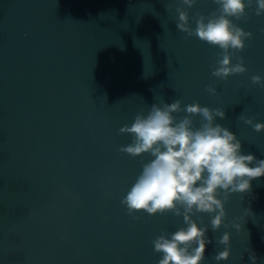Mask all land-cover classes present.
<instances>
[{"label":"water","instance_id":"95a60500","mask_svg":"<svg viewBox=\"0 0 264 264\" xmlns=\"http://www.w3.org/2000/svg\"><path fill=\"white\" fill-rule=\"evenodd\" d=\"M176 7L178 0H0V264H158L152 241L186 225L174 214H127L121 198L152 157L119 152L132 141L119 129L154 103L224 109L227 118L216 122L244 154L264 159V133L238 119L264 123V88L251 82L264 77V16L249 8L247 20H234L253 33L235 53L248 72L224 81L212 76L221 50L179 32ZM216 8L198 0L187 11L195 18ZM201 119L193 117L196 127ZM225 207L219 231L209 215L193 217L212 241L203 264H217L225 232L231 258L220 264H252L249 248L264 264V177Z\"/></svg>","mask_w":264,"mask_h":264},{"label":"clouds","instance_id":"9594fccd","mask_svg":"<svg viewBox=\"0 0 264 264\" xmlns=\"http://www.w3.org/2000/svg\"><path fill=\"white\" fill-rule=\"evenodd\" d=\"M198 0H178L175 8L176 29L195 37L221 51L212 66V76L227 81L232 76L248 72L242 56L246 41L253 38L234 20H247L248 9L253 8L257 17L264 16V0H213L217 6L210 15L198 13L190 18L187 9L195 7ZM171 4L167 5L170 10ZM194 21L196 27L191 26ZM163 26V25H162ZM236 63H233V60ZM253 85L264 88V77H251ZM206 91L218 95L216 88ZM183 101L154 103L147 114H137L131 125L119 129L120 135L132 137L131 143L119 148L122 155L133 158L149 155L152 159L142 165L135 182L121 198L127 214L140 219L138 213L149 216L174 214L182 217L186 227L168 233L162 232L153 241V248L161 255L158 264H203L209 228L201 227L194 216L207 214L211 217V230L219 231L227 218L226 204L233 194H244L252 189V182L264 177V159L244 154L241 140L228 128L217 123L226 119L224 109L202 107L199 103L182 107ZM186 112L181 119L177 115ZM200 116L196 127L193 117ZM244 124L257 133H264V123L240 115ZM223 194V198L220 196ZM251 212L250 209H246ZM238 231L240 224H233ZM231 234L225 232L216 243L224 245L215 260L217 264L231 258ZM252 264L257 256L247 249ZM242 259V256H241Z\"/></svg>","mask_w":264,"mask_h":264}]
</instances>
